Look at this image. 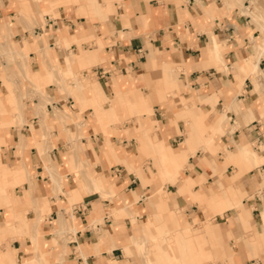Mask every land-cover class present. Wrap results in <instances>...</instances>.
Wrapping results in <instances>:
<instances>
[{"label": "crops", "instance_id": "crops-1", "mask_svg": "<svg viewBox=\"0 0 264 264\" xmlns=\"http://www.w3.org/2000/svg\"><path fill=\"white\" fill-rule=\"evenodd\" d=\"M263 57L264 0H0V264H264Z\"/></svg>", "mask_w": 264, "mask_h": 264}, {"label": "rangeland", "instance_id": "rangeland-1", "mask_svg": "<svg viewBox=\"0 0 264 264\" xmlns=\"http://www.w3.org/2000/svg\"><path fill=\"white\" fill-rule=\"evenodd\" d=\"M42 16H40V18H41ZM43 17L41 18V23L43 24ZM260 28V27H259ZM262 35V31H261V29H260V34H259V36H261ZM264 58V57H263ZM12 59V58H11ZM6 60H9V58L8 59H6ZM261 64V66L262 67H264V59H261L260 61H259ZM90 64H88L87 66H83L84 68H88V66H89ZM262 69H264V68H262ZM250 71V70H249ZM77 76H82L83 74H79V73H77L76 74ZM88 75H94V73L93 72H91L90 70L88 71ZM254 75H256V74H254ZM44 82H42V83H38V84H36L37 86H40L41 84H43ZM169 94H171L170 95V97L172 96V95H174L173 93H172V91H170V92H168ZM178 95V94H177ZM179 96V95H178ZM184 118V117H183ZM134 120V121H133ZM185 120V119H184ZM129 121L131 122V123H135V119L134 118H130L129 119ZM225 131H226V129H225ZM180 133H183V132H180ZM225 133V132H224ZM223 133V134H224ZM223 134L221 135V137L220 138H222V136H223ZM222 140V139H221ZM179 140H177V141H175V142H173V143H171L172 145H174V146H178L179 145ZM259 144V141H252V145H253V147L256 149V150H258L259 152H260V150L258 149V148H260V147H258L257 148V145ZM260 146H262V144H260ZM231 148H229V150H230ZM224 152H225V150L224 149H220L219 150V157L221 158V157H224ZM261 153V152H260ZM146 155H151V156H154L151 152H150V154L149 153H145ZM199 155H201V156H205V157H210L211 156V154L210 153H208V152H203V151H197L196 152V154L194 155V157L196 158L197 156H199ZM154 162V164H156L155 163V160L153 161ZM143 165V164H142ZM144 165H146V166H148V164H147V162L144 164ZM157 167V166H156ZM183 169H184V166L183 167H181V169H180V172H181V174L182 173H184V171H183ZM149 171H150V173L152 174V171H151V169L149 168ZM164 182H168V181H165L164 180ZM163 182V183H164ZM165 186V188L166 189H169L168 188V186L166 185V184H164ZM249 196H252V193H250V192H243V194H242V199L243 198H246V197H249ZM199 204V203H198ZM199 207L202 209V210H204L205 211V213H206V218L205 219H203V220H199V219H197V218H195L194 217V220H191V219H189L188 218V215L185 213V210H184V208L185 207H179L180 209H181V212H183L184 213V215H185V217H186V219L188 220V222L190 223V225L191 226H194V227H196V226H200L204 221H206V220H209V221H216V222H218V221H220V220H222L220 217H216L215 216V213H208L206 210H205V208L204 207H202V205H200L199 204ZM219 215L220 216H224L225 214H224V212L223 213H219ZM208 217H209V219H208ZM191 232V231H190ZM192 232L193 233H198V230H193L192 229ZM191 232V233H192ZM170 237L171 236H168L167 237V239L166 238H164V240H162L166 245H165V249H167V251L169 252V253H171V255H173L174 254V251L176 250V253H177V255H178V259L180 258V252H179V249H180V247H179V249H178V247H177V245L175 244V242L172 240V239H170ZM224 237H225V240H226V243L233 249L234 248V246H236V245H238L239 244V239H237V238H234V236L233 235H231L230 233L228 234V235H224ZM1 240H2V236H0V242H1ZM197 240L199 241V242H202L201 240H200V238L198 239V237H197ZM210 246H211V244H209ZM181 248H185V246L184 245H181ZM204 253V252H203ZM135 254V253H134ZM204 255H205V253H204ZM251 255H253V254H249V256H251ZM255 255H257V254H255ZM159 256H160V258H159V261L160 260H162V261H164V258H162L161 259V255H160V252H159ZM206 256V255H205ZM210 257H205L204 259H208L207 261H206V263L205 264H224V263H226V262H228L227 261V259H226V257L225 258H223V257H221V256H215V255H213L210 259H209ZM204 259H203V264H204ZM159 261H156V262H159ZM161 262V261H160ZM10 263V262H9ZM162 263H164V262H162ZM175 263L176 264H181L180 263V261H175ZM4 264H8V262H6L5 261V263ZM10 264H12V263H10Z\"/></svg>", "mask_w": 264, "mask_h": 264}, {"label": "built area", "instance_id": "built-area-1", "mask_svg": "<svg viewBox=\"0 0 264 264\" xmlns=\"http://www.w3.org/2000/svg\"><path fill=\"white\" fill-rule=\"evenodd\" d=\"M107 71V69L101 68V72H105Z\"/></svg>", "mask_w": 264, "mask_h": 264}, {"label": "bare ground", "instance_id": "bare-ground-1", "mask_svg": "<svg viewBox=\"0 0 264 264\" xmlns=\"http://www.w3.org/2000/svg\"><path fill=\"white\" fill-rule=\"evenodd\" d=\"M191 264H194L193 262Z\"/></svg>", "mask_w": 264, "mask_h": 264}]
</instances>
